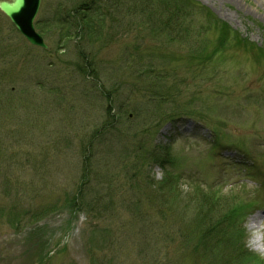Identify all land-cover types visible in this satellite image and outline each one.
<instances>
[{"label": "rangeland", "instance_id": "rangeland-1", "mask_svg": "<svg viewBox=\"0 0 264 264\" xmlns=\"http://www.w3.org/2000/svg\"><path fill=\"white\" fill-rule=\"evenodd\" d=\"M190 2L89 45L42 0L45 51L0 12V264H264V0Z\"/></svg>", "mask_w": 264, "mask_h": 264}, {"label": "trees", "instance_id": "trees-1", "mask_svg": "<svg viewBox=\"0 0 264 264\" xmlns=\"http://www.w3.org/2000/svg\"><path fill=\"white\" fill-rule=\"evenodd\" d=\"M169 1V2H166ZM150 2V7L148 6V3ZM152 0H71L72 6L70 7L68 12V17L71 19V26L73 29L72 34L74 37L79 38L82 36L84 29L88 30V39H89V45H93L96 37H99L104 39V33L105 26H110L109 23L115 22V20L123 19V17H128L131 14L135 17L136 15H139L140 18H144L147 15L154 16L155 19L163 18L165 20V23L163 22V26L168 30L171 27H174L176 24L181 26L183 24V27L189 25L190 23H187L192 19V16L187 15L184 13V9H180L175 5L176 0H158L156 3H152ZM166 2V3H164ZM186 2L192 7L193 9L198 10L199 12H205L201 7L195 6L193 3L190 2V0H186ZM172 4L173 6H170L169 4ZM152 8L154 9V14L152 11ZM161 9L163 12H166L170 14L167 16L165 13H161ZM152 11V12H151ZM156 13L159 14L158 17H156ZM206 15L208 13L206 12ZM162 21V20H161ZM174 30H176L174 28ZM93 57V53H90ZM91 58L90 56H86L85 54L80 55L79 59H81V64L79 65L78 73L82 76V73L85 74V79H88L90 76V73L92 72V65H91ZM93 60V59H92ZM94 83H97L99 85L98 81H93ZM101 83V82H100ZM100 86V85H99ZM116 108L113 105H108V108L106 110V115L109 119L112 118V115L114 114L113 109ZM121 108V107H118ZM117 108V109H118ZM119 110V109H118ZM94 138V136H93ZM88 166V164H87ZM86 166V168H87ZM87 175V174H85ZM175 178V176H174ZM168 179L171 182V179L169 176L165 177V180ZM86 184V182L84 183ZM169 184L165 185L167 187ZM165 207V206H164ZM166 208V207H165ZM169 210L170 207L167 206ZM163 211V210H162ZM174 213H177L173 210ZM205 217V216H204ZM211 217V216H209ZM208 218V217H206ZM175 219V218H173ZM180 219H182L180 217ZM209 219V218H208ZM177 221V219H175ZM206 225L207 229L211 227V235H213L214 240H218L217 242L221 243H230L229 235L221 234V238H217L219 236L215 235V227L212 225L213 223L207 222ZM180 229L178 230L179 234H182L183 239V220L180 221ZM228 234V233H227ZM211 237V236H210ZM220 240V241H219ZM219 244V243H218ZM241 251V249H240Z\"/></svg>", "mask_w": 264, "mask_h": 264}, {"label": "water", "instance_id": "water-1", "mask_svg": "<svg viewBox=\"0 0 264 264\" xmlns=\"http://www.w3.org/2000/svg\"><path fill=\"white\" fill-rule=\"evenodd\" d=\"M39 3L40 0H0V12L32 45L46 48L42 38L34 31L33 27Z\"/></svg>", "mask_w": 264, "mask_h": 264}, {"label": "bare ground", "instance_id": "bare-ground-1", "mask_svg": "<svg viewBox=\"0 0 264 264\" xmlns=\"http://www.w3.org/2000/svg\"><path fill=\"white\" fill-rule=\"evenodd\" d=\"M256 228V226H254Z\"/></svg>", "mask_w": 264, "mask_h": 264}]
</instances>
